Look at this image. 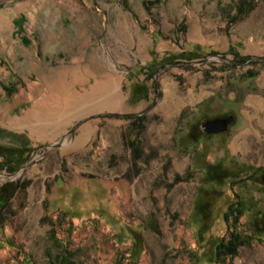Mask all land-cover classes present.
<instances>
[{
	"label": "rangeland",
	"instance_id": "obj_1",
	"mask_svg": "<svg viewBox=\"0 0 264 264\" xmlns=\"http://www.w3.org/2000/svg\"><path fill=\"white\" fill-rule=\"evenodd\" d=\"M17 149L0 264H264V0H0ZM232 202L249 237L212 255Z\"/></svg>",
	"mask_w": 264,
	"mask_h": 264
},
{
	"label": "trees",
	"instance_id": "obj_2",
	"mask_svg": "<svg viewBox=\"0 0 264 264\" xmlns=\"http://www.w3.org/2000/svg\"><path fill=\"white\" fill-rule=\"evenodd\" d=\"M259 0H249V8H253ZM3 148L11 149V148H17L15 146H9V145H2ZM18 150V149H17ZM0 155H4L3 164H5L7 167L10 168H16L18 166H21L23 163L26 162L27 156L25 155L24 151L22 149H19L15 154L14 157L9 156L7 158V152L3 151L0 153ZM233 202L229 205V207L224 212V217L228 223L226 232L222 234L219 239L209 248V252L212 255H223L233 256L238 252L239 246L246 242L249 235L246 232H242L237 229V226L233 225L231 222H229L231 215L235 213V217L239 218V215L241 214V208L238 207L235 209ZM124 233L122 232V235ZM134 249L136 250L139 246V236L138 233H135L134 235Z\"/></svg>",
	"mask_w": 264,
	"mask_h": 264
},
{
	"label": "water",
	"instance_id": "obj_3",
	"mask_svg": "<svg viewBox=\"0 0 264 264\" xmlns=\"http://www.w3.org/2000/svg\"><path fill=\"white\" fill-rule=\"evenodd\" d=\"M235 113L230 112L223 116H215L206 118L201 123V127L205 132H228L230 124L235 120Z\"/></svg>",
	"mask_w": 264,
	"mask_h": 264
}]
</instances>
